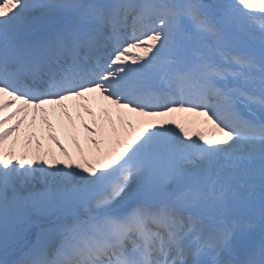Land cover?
<instances>
[{"label":"snow or ice","instance_id":"6c2138e0","mask_svg":"<svg viewBox=\"0 0 264 264\" xmlns=\"http://www.w3.org/2000/svg\"><path fill=\"white\" fill-rule=\"evenodd\" d=\"M0 264H264V0H0Z\"/></svg>","mask_w":264,"mask_h":264},{"label":"bare ground","instance_id":"6f19581e","mask_svg":"<svg viewBox=\"0 0 264 264\" xmlns=\"http://www.w3.org/2000/svg\"><path fill=\"white\" fill-rule=\"evenodd\" d=\"M70 105V110L73 112V116H76V109L72 107L73 103L72 101L68 102ZM53 123L57 126V134L61 137V139L64 141V143L68 146L69 149H73L74 151V145L72 143V129L71 126L68 124L67 120H64L63 126L60 125V114L59 111L55 115L52 116ZM77 129L79 133V137L84 136L85 133L83 129L80 127V121L77 120ZM35 131L37 132V135L43 138L44 144L46 147L51 146L53 151L59 155V150L56 148L55 144H53L51 141L47 140V127L46 125L42 124L39 120L37 121V125L35 128ZM24 134V129L21 130V136ZM84 138V137H83Z\"/></svg>","mask_w":264,"mask_h":264},{"label":"rangeland","instance_id":"374dc122","mask_svg":"<svg viewBox=\"0 0 264 264\" xmlns=\"http://www.w3.org/2000/svg\"><path fill=\"white\" fill-rule=\"evenodd\" d=\"M206 2H212V0H206ZM84 136H85V135H84ZM84 136H81V137H80L81 143H84V138H83ZM69 150L72 151L73 153H75V151H76V150H75V147H74V151H73V149H69Z\"/></svg>","mask_w":264,"mask_h":264}]
</instances>
